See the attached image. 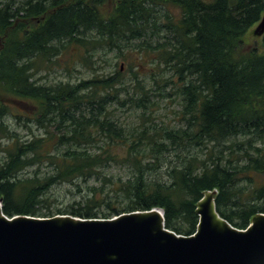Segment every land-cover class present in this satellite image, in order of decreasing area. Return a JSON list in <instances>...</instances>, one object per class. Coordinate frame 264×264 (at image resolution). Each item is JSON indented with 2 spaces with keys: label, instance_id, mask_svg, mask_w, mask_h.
Listing matches in <instances>:
<instances>
[{
  "label": "trees",
  "instance_id": "trees-1",
  "mask_svg": "<svg viewBox=\"0 0 264 264\" xmlns=\"http://www.w3.org/2000/svg\"><path fill=\"white\" fill-rule=\"evenodd\" d=\"M263 13L264 0H0V132L13 140L0 163L4 212L90 218L160 207L168 228L192 234L197 202L217 189L219 213L247 227L264 212V33L254 31L259 43L246 40ZM153 37L163 42L153 45ZM106 43L137 56L154 52L172 65L177 80L169 77L163 85L182 99L181 127L154 122L147 111L153 88H146L132 63L138 97L119 96L127 88L121 66L74 84H38L40 60L72 45L92 56L91 49ZM128 99L144 109L132 131L109 110ZM25 102L29 109L37 106V124L54 121L58 133L48 129L47 136L25 140L11 133L9 107ZM173 150L180 161L153 176ZM44 164L51 170L20 176ZM113 164L131 174H104ZM63 184L77 187L71 195L79 199L59 206L54 189Z\"/></svg>",
  "mask_w": 264,
  "mask_h": 264
},
{
  "label": "water",
  "instance_id": "water-1",
  "mask_svg": "<svg viewBox=\"0 0 264 264\" xmlns=\"http://www.w3.org/2000/svg\"><path fill=\"white\" fill-rule=\"evenodd\" d=\"M255 31L264 33V13ZM216 195L207 190L197 202L192 234L168 228L160 207L111 217L7 215L0 199V264H264V212L237 227Z\"/></svg>",
  "mask_w": 264,
  "mask_h": 264
},
{
  "label": "rangeland",
  "instance_id": "rangeland-1",
  "mask_svg": "<svg viewBox=\"0 0 264 264\" xmlns=\"http://www.w3.org/2000/svg\"><path fill=\"white\" fill-rule=\"evenodd\" d=\"M256 26L252 27L246 34V40L253 44L254 42L259 43L260 37H255L254 31ZM254 34V35H253ZM171 34L169 33V36ZM249 37V40H248ZM141 39L140 41L130 42L131 46H135L136 43L149 41V38ZM153 45L157 42H163L162 38L153 37L151 41ZM122 45L125 43V39L120 41ZM122 52L119 48H110V45L104 44L97 48L91 49L92 56L87 53L85 48L81 46L72 45L67 51H64L59 57H53L51 60H40L38 69L35 70V76L38 84L53 85L58 83L72 84L78 83L82 79H90L95 76L102 77L113 73L117 67L121 66L124 70V81L126 84V90H120L119 96L121 98H128L130 96L138 97L139 88L136 85V80H131L132 72H129V64L136 65L134 70L138 71L141 82L145 84L146 88H153V93L150 91V99L153 102L150 108L147 110L150 113L151 118L161 127L178 128L182 126L181 110H182V99L175 93L174 88L171 85H163L165 79L169 77H177L173 75V69L171 64H166L160 58H156V54H139L137 56L134 51L126 50ZM169 50V48H168ZM91 58L84 59L86 56ZM158 79L159 85H156ZM120 86V85H118ZM159 88L156 90V88ZM134 88V89H133ZM136 92H135V91ZM161 93V94H159ZM135 100V99H134ZM136 101V100H135ZM132 102V101H131ZM136 105V104H135ZM27 102L24 104H14L9 107V113L7 115L6 122L10 129V132L15 136L21 138V140L29 139L32 135L47 136L49 129L52 133H58L56 129V122H52L50 125L47 123L37 124L35 119V111L37 106L31 104V108H27ZM109 110L112 113V117L118 122L119 125L123 126L129 131H132L140 120L143 108H138L130 103V99L127 100V104L123 105L118 102L111 105ZM35 119V120H34ZM65 131L63 127L60 132ZM13 140L0 132V163L4 161L6 157V148H10ZM200 151L198 146H195ZM177 150H173L171 153L165 156V163H163L162 171L154 173L153 176L160 177L165 174L168 166L174 165L180 161V158L176 156ZM181 155V153H180ZM186 152L181 155L184 157ZM172 161V162H171ZM171 162V163H170ZM52 167H48L45 164L35 167H31L20 173V176H28L33 174L34 171L40 169L42 172L51 170ZM103 173L107 176L113 177L114 179H126L131 173L130 170L122 164H113L103 169ZM245 185V183H243ZM71 191L76 192L77 187L72 184H63L57 186L54 189L55 193L60 194V198L55 202L56 205L65 206L79 197H73ZM67 193V195H65Z\"/></svg>",
  "mask_w": 264,
  "mask_h": 264
}]
</instances>
